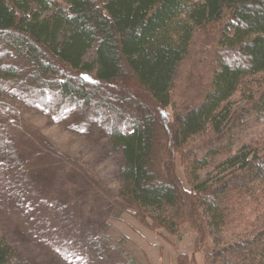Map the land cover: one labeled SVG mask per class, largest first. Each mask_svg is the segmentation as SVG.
<instances>
[{"label":"trees","instance_id":"1","mask_svg":"<svg viewBox=\"0 0 264 264\" xmlns=\"http://www.w3.org/2000/svg\"><path fill=\"white\" fill-rule=\"evenodd\" d=\"M0 43L32 68L24 85L20 73L0 64L4 81L43 101L50 95L59 110L68 104L107 115L123 159L122 189L111 198L121 212L174 236L188 226L196 253L214 234L233 237L205 254L204 264H264V139L226 157L204 180L199 171L225 151L193 157L186 167L191 190L176 167L190 142L219 141L264 122V77L257 78L264 75V0H0ZM181 76L187 97L174 103L171 120L166 109ZM92 224L91 238L68 231L65 264H141L126 237L115 240L102 221ZM0 264H25L1 238ZM178 264L197 261L181 254Z\"/></svg>","mask_w":264,"mask_h":264},{"label":"rangeland","instance_id":"2","mask_svg":"<svg viewBox=\"0 0 264 264\" xmlns=\"http://www.w3.org/2000/svg\"><path fill=\"white\" fill-rule=\"evenodd\" d=\"M50 16L48 13L44 17ZM94 58V51H90L86 59ZM0 64L14 68L22 75L21 82L28 84L31 66L2 43ZM3 66L0 65V132L4 131L5 137L0 139V238L19 252L25 264H65L60 249L71 243L67 241L68 231L73 229L78 236L80 231L85 238H91L85 233L91 225L95 227V221L106 224L115 240L126 237L127 248L141 264H178L181 254L204 264L205 254L233 241L227 234H214L196 253L197 236L188 226L174 236L150 230L121 212L114 198L122 189L123 159L111 144L107 115L68 104L59 110L50 95L46 94L43 101L36 91L29 92L21 83L4 81ZM183 76L176 84L172 106L166 109L171 120L174 103L181 106L186 101ZM133 89L132 97H138ZM138 98L146 103L144 98ZM233 101L240 104L241 94ZM158 118L164 126L162 118ZM214 137L198 138L176 155L177 173L187 190L191 185L186 167L193 157L206 156L218 147L223 149L222 156L212 159L211 166L198 173L202 180L213 177L216 165L226 157L243 148H256L262 142L264 122L254 120L211 142ZM8 149L18 152L12 155ZM88 195H96V199ZM71 198L76 201L66 206ZM103 259L104 255L100 262Z\"/></svg>","mask_w":264,"mask_h":264}]
</instances>
